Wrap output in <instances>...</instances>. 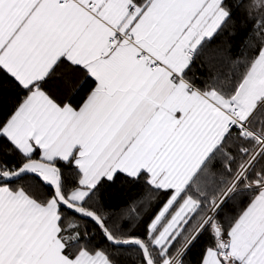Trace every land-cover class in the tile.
I'll use <instances>...</instances> for the list:
<instances>
[{"label":"snow or ice","instance_id":"6c2138e0","mask_svg":"<svg viewBox=\"0 0 264 264\" xmlns=\"http://www.w3.org/2000/svg\"><path fill=\"white\" fill-rule=\"evenodd\" d=\"M129 249L264 264V0H0V264Z\"/></svg>","mask_w":264,"mask_h":264},{"label":"trees","instance_id":"16d2710c","mask_svg":"<svg viewBox=\"0 0 264 264\" xmlns=\"http://www.w3.org/2000/svg\"><path fill=\"white\" fill-rule=\"evenodd\" d=\"M197 74H199L197 72ZM83 95V93H81ZM140 189L139 187L126 186L121 189L119 184H116L111 187H107L103 192V199L106 206H109L113 209H120L125 207H130L134 199H139ZM152 213V209L148 208L146 205L140 208L139 216L135 217L133 220L124 219L121 223L125 226L126 230H131V232L138 236H143L146 232L147 223L149 216ZM137 253L133 249H129L125 254V258L128 261V264H135ZM195 261L196 259V250L187 257Z\"/></svg>","mask_w":264,"mask_h":264}]
</instances>
